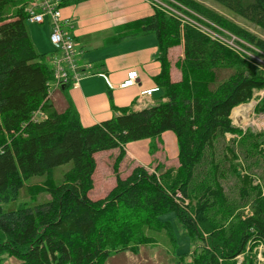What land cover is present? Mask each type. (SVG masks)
Instances as JSON below:
<instances>
[{"label":"trees","instance_id":"1","mask_svg":"<svg viewBox=\"0 0 264 264\" xmlns=\"http://www.w3.org/2000/svg\"><path fill=\"white\" fill-rule=\"evenodd\" d=\"M60 1L64 8L87 0ZM168 1L182 13L205 18L264 51L262 38L211 7L197 0ZM210 1L264 31V0ZM24 5L25 0H0V261L13 256L16 264H105L113 251H136L132 243L140 242L143 228L165 227L168 222L159 216L173 211L188 235L202 243L197 264H256L252 250L264 243V189L250 195L242 186L250 209L228 229L214 232L204 216L209 206L226 203L217 146L226 133L236 131L231 110L249 101L254 89L264 88V70L181 15L169 14L153 3L150 15L116 25L106 43L154 33L160 63L154 80L160 96L153 105L123 110L85 127L69 100L62 110L53 104L55 91L50 93L48 88L52 67L28 33ZM180 44L183 56L176 61L180 77L172 81L168 54ZM223 70L230 74L220 79ZM263 104L264 99L256 108ZM165 131L176 137L179 165L175 170L157 176L137 165L125 178L117 175L104 197H89L95 153L118 149L113 162L117 171L127 143ZM68 163L61 181L54 183L55 168ZM33 176L46 178L49 198L19 202L4 211L1 205L17 201ZM204 176L210 182L193 204L191 186ZM27 190L32 192L31 186Z\"/></svg>","mask_w":264,"mask_h":264},{"label":"rangeland","instance_id":"2","mask_svg":"<svg viewBox=\"0 0 264 264\" xmlns=\"http://www.w3.org/2000/svg\"><path fill=\"white\" fill-rule=\"evenodd\" d=\"M149 1L152 6L153 3L158 6L160 5L172 12L181 14L188 21L194 20V18L179 11L168 0ZM197 1L211 7L228 20L233 21L251 34L264 40V31L260 27L228 12L210 0ZM87 14V12H84L83 15ZM26 27L29 33L32 30L40 39L48 38L49 40L50 30L47 20L43 24H33L26 21ZM101 34L103 37L111 35V33ZM147 36L155 38L154 33H150ZM239 38L246 47V44H250L244 38L240 36ZM38 51L46 53L49 57L53 49L48 41L41 48H38ZM251 56L264 65V57L262 55L253 53ZM180 57V50L177 45L172 55V62L174 70L178 75H180V72L176 61ZM229 74V70H223L219 72V78L223 79ZM58 93H60V90L54 94L57 95ZM263 99L264 88L254 89L249 101L234 107L239 108L237 113L232 114L234 108L231 110L230 118L236 131L233 134L226 133L220 139V143L217 146L215 156L220 164L219 178L224 188L226 203L222 205L215 204L212 207L209 206L205 213L204 221L209 223L214 232L230 228L231 224L239 216H244L249 212L250 205L247 203L246 194L240 191L243 189L242 186L247 188L250 195L259 189H264V104L260 110L256 108L257 105L263 102ZM159 136L154 137L150 141L147 148L148 152L150 151L149 155L143 158V160L133 158L125 151V155L120 160L117 171L113 168V162L119 152L118 149L97 153V170L94 174V185L93 189L89 192V197L93 200L104 197L115 185L117 175L125 178L133 167L137 165L143 166L149 172H155L157 176L169 169L175 170L179 165L177 142L173 140V144H170V140L167 137L163 139L162 136ZM164 144L167 147L166 151L164 148L162 149ZM157 146H159L158 150H156ZM158 151L159 153L160 151L163 153V157H159L158 155L153 156ZM69 166L70 164L68 163L56 167L52 175V181L59 183L61 181V174ZM198 179L194 180L191 186L192 191L190 196L193 204H195L198 197L203 193L205 186L210 182L208 177L205 176L200 178V180ZM46 182L47 180L44 176L31 177L19 191L17 201L2 204V209L6 211L16 208L19 202L33 203L47 200L49 195L44 189L47 186ZM27 186H31L32 192H28ZM186 200V203L190 205V199ZM159 217L162 221L168 222L165 227L158 224L145 226L140 242L134 241L132 243L136 251L130 249L113 251L106 258L105 264H197L202 259L201 249L203 247L201 241H196L188 235L173 211L162 213ZM168 225L171 227L170 229H168ZM199 226L202 228V225ZM203 237L206 240V248H210V244L206 239L207 234L203 233ZM252 253L255 255L256 264H264V243L255 247ZM243 257L244 255L242 254L236 257L238 263ZM16 263L17 260L13 256H8L3 262L0 261V264Z\"/></svg>","mask_w":264,"mask_h":264},{"label":"crops","instance_id":"3","mask_svg":"<svg viewBox=\"0 0 264 264\" xmlns=\"http://www.w3.org/2000/svg\"><path fill=\"white\" fill-rule=\"evenodd\" d=\"M84 12L88 14L83 15ZM152 12L153 6L149 0H87L64 7L63 14L69 17L73 24L71 34L76 43V61L78 64L91 65V69L81 75L76 86H69L66 90L58 89L55 91L60 90L57 95L55 92L52 93L51 100L55 107L62 110L69 100L76 109L82 126L88 127L120 114L123 110H140L153 105L161 94L160 90L147 94L144 104H139L138 98L141 91L157 87L154 77L160 71V63L156 59L158 53L156 37L151 38L147 36L150 34L148 33L115 43H106L116 25L148 16ZM47 22L51 30L49 20ZM101 33L111 35L103 37ZM29 35L37 51L45 42L50 43L48 38L40 39L32 30ZM50 45L53 51L48 57L49 62L58 53L51 43ZM178 47L182 57L183 44ZM174 49L175 46L170 48L168 54L172 81L180 77L174 70L172 62ZM131 70L137 72L136 82L131 86L121 87L120 84L126 79L127 72ZM160 136L163 139L167 137L170 144H173V140L176 141L171 131H165ZM151 140L153 138L129 142L124 149L133 158L143 160L149 155L150 151L148 152L147 148ZM157 147L156 150L159 149V146ZM163 148L166 151V144ZM107 151L110 150L100 152ZM97 153L94 154L95 160ZM157 155L163 157L161 151L153 156ZM96 170L97 160L94 174Z\"/></svg>","mask_w":264,"mask_h":264},{"label":"built area","instance_id":"4","mask_svg":"<svg viewBox=\"0 0 264 264\" xmlns=\"http://www.w3.org/2000/svg\"><path fill=\"white\" fill-rule=\"evenodd\" d=\"M24 12L27 16V21L29 22L42 24L46 20H49L51 24L49 40L58 53L54 55L50 61L52 67V80L48 82L49 92L56 91L66 84L76 86L81 75L86 71H90L91 65L78 64L76 61V43L74 36L71 34L73 24L70 18L63 14L61 1L25 0ZM166 12L169 14H179L168 9H166ZM199 18L200 20L194 19L191 21L183 19L204 34L208 35L210 38L217 40L240 57L264 70V65L251 56L253 53H258L264 57L263 50L251 43L246 44V47L238 35L205 18ZM136 79L137 72L135 70L128 71L126 79L120 84V86H131L136 82ZM155 90H157L156 87L141 91L138 98L139 104H144L145 96Z\"/></svg>","mask_w":264,"mask_h":264},{"label":"bare ground","instance_id":"5","mask_svg":"<svg viewBox=\"0 0 264 264\" xmlns=\"http://www.w3.org/2000/svg\"><path fill=\"white\" fill-rule=\"evenodd\" d=\"M243 106V105H242ZM241 106V107H242ZM239 108L238 107H236V108H234L233 110H232V114H235V113H237L239 110H238Z\"/></svg>","mask_w":264,"mask_h":264}]
</instances>
